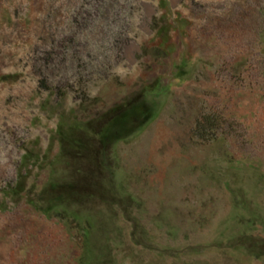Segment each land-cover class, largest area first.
I'll use <instances>...</instances> for the list:
<instances>
[{
  "label": "rangeland",
  "instance_id": "rangeland-1",
  "mask_svg": "<svg viewBox=\"0 0 264 264\" xmlns=\"http://www.w3.org/2000/svg\"><path fill=\"white\" fill-rule=\"evenodd\" d=\"M99 2L0 0V264H264V0Z\"/></svg>",
  "mask_w": 264,
  "mask_h": 264
},
{
  "label": "trees",
  "instance_id": "trees-1",
  "mask_svg": "<svg viewBox=\"0 0 264 264\" xmlns=\"http://www.w3.org/2000/svg\"><path fill=\"white\" fill-rule=\"evenodd\" d=\"M115 1L116 0H100L99 5H98L99 9L103 11V16H101L102 19H100L101 23L104 24V29L101 31L102 35H104L103 41L104 42L107 41L108 44H111L112 41H114L113 39L115 37L122 34V27H119L118 17L116 15L117 12H121V11L118 6H115L114 4ZM114 7L117 8V10H115ZM111 12H112V15H111ZM109 17H111L110 21L108 20ZM154 29H155L156 37H159V39H161V41H159L160 42L158 46L159 48H156V51L157 53H159L160 56H164L166 55L167 50H162V51L160 50L161 47L163 48V45H164L163 43L164 33L163 31H160L156 22H155ZM139 93L140 92H137L135 94V97H138L140 95ZM135 97H133L132 99H134ZM123 102H124L123 104L120 103L112 108H109L104 113V118L110 121L113 117L118 116L125 109V107L131 105L132 100L130 98H126V100H124ZM98 121L99 119L88 121L85 125L87 129H84L85 127H77V131L79 133L77 138L74 137L75 134L73 135V133L72 134L67 133V134L62 135L61 140H60L62 148L65 149L68 154L69 153L71 154V151L73 148L70 147L71 145L70 142L74 141V145H75L74 147L78 146V149H80L81 148L80 144L83 143L84 140H86L89 132H91L92 134H95V132L96 134L99 133V122ZM213 122L214 120H212V118H208L205 116L203 119H201L195 124L194 133L201 140L208 141L210 139H213L214 135L212 134L210 135L212 137H210L208 134L209 129L211 130L212 125L214 124ZM81 153H85V152H81Z\"/></svg>",
  "mask_w": 264,
  "mask_h": 264
}]
</instances>
